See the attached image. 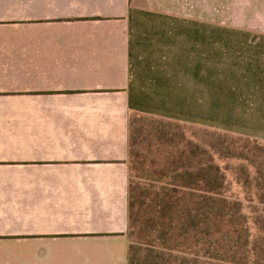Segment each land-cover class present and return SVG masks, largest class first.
Returning <instances> with one entry per match:
<instances>
[{
  "label": "crops",
  "instance_id": "0c3cea01",
  "mask_svg": "<svg viewBox=\"0 0 264 264\" xmlns=\"http://www.w3.org/2000/svg\"><path fill=\"white\" fill-rule=\"evenodd\" d=\"M132 114L264 143V0H0V264H128Z\"/></svg>",
  "mask_w": 264,
  "mask_h": 264
},
{
  "label": "trees",
  "instance_id": "16d2710c",
  "mask_svg": "<svg viewBox=\"0 0 264 264\" xmlns=\"http://www.w3.org/2000/svg\"><path fill=\"white\" fill-rule=\"evenodd\" d=\"M185 153L183 159L171 161L164 172L168 176L165 181L154 185L155 192L145 204V218L139 225L147 232L146 242L137 244V248L130 242L128 264H264V238L254 236L255 232H264V227H257L264 221V175L260 166L253 180L257 192L242 199L227 195L232 184L228 170L216 162V152L188 145ZM226 157L230 156L226 153ZM242 158L254 163L247 156ZM247 183L245 179L244 187ZM260 189L262 193H258ZM139 206L137 198V213ZM133 208L128 190L129 230ZM260 212L263 217L258 216ZM222 222L226 229L221 228Z\"/></svg>",
  "mask_w": 264,
  "mask_h": 264
},
{
  "label": "rangeland",
  "instance_id": "374dc122",
  "mask_svg": "<svg viewBox=\"0 0 264 264\" xmlns=\"http://www.w3.org/2000/svg\"><path fill=\"white\" fill-rule=\"evenodd\" d=\"M128 124H130L129 192L134 202L132 212L135 213L131 229L128 230L132 248L146 242L147 232L139 225L143 222L141 219L145 218V204L155 192L154 185L165 181L168 176H165L164 172L169 168V164L171 161L183 159L188 145H197L207 153L216 152L215 160L222 169L228 170L227 175L232 184L228 196L248 199L257 192L253 180L256 179V170L259 166L261 175H264V164L260 165L261 161H264V143L133 115L129 117ZM245 156L254 163L243 160L242 157ZM245 179L248 181L246 187L243 185ZM258 182H261V179ZM262 192V189L258 191ZM137 198L140 200L138 213ZM261 213L258 216L263 217L264 213L263 216ZM226 227L222 222L221 228ZM257 227H264V221ZM260 235L254 233V236L264 238V232ZM135 258L137 259V249Z\"/></svg>",
  "mask_w": 264,
  "mask_h": 264
}]
</instances>
